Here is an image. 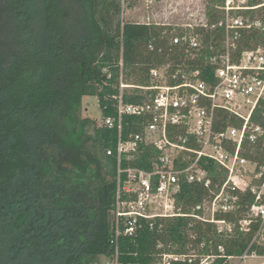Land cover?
I'll return each mask as SVG.
<instances>
[{
	"label": "trees",
	"instance_id": "16d2710c",
	"mask_svg": "<svg viewBox=\"0 0 264 264\" xmlns=\"http://www.w3.org/2000/svg\"><path fill=\"white\" fill-rule=\"evenodd\" d=\"M225 2L206 1L209 27L196 28L203 48L192 58L185 46L172 43L185 29L121 21V0H0V264H91L116 253L122 264H155L164 254L218 255L219 246L225 255L246 251L253 233L226 237L193 216L159 218L153 228L120 235L116 250L118 157L107 151L115 150L119 133L82 116L86 96L97 98L101 120L115 115L121 81L150 85L153 68L168 66V74L201 70L203 79L212 80L217 65L211 59L224 45L223 30L210 26L219 22ZM256 41L264 42L263 36L252 32L242 48ZM123 98L144 100L139 89ZM262 112L253 118L264 125ZM141 129V118L125 117L124 138ZM156 153L146 146L122 166L149 169ZM201 166L214 186L223 178L214 162L203 159ZM209 195L201 183H184L176 207L184 214L201 212L195 207ZM239 199L237 213L217 218L237 222L252 201L249 194ZM213 264L230 263L220 256Z\"/></svg>",
	"mask_w": 264,
	"mask_h": 264
},
{
	"label": "built area",
	"instance_id": "2783aa9c",
	"mask_svg": "<svg viewBox=\"0 0 264 264\" xmlns=\"http://www.w3.org/2000/svg\"><path fill=\"white\" fill-rule=\"evenodd\" d=\"M226 0L221 7L218 26L223 30L224 51L214 56L216 64L212 80H205L201 70H178L161 80V68L151 69L154 82L150 85L120 83L115 115L102 118L101 125L116 128L119 136L117 153L118 178L116 204L112 211L114 234L112 244L118 249L120 235H134L144 226L153 228L157 219L193 216L213 223L217 232L231 237L237 231L253 233L246 251L240 255H225L219 246L218 255L164 254L163 264L171 260H186L192 264H213L217 257L238 262L251 256H264V125L253 117L258 110L264 115V42H252L242 48L246 37L258 32L264 40V0ZM237 12V13H235ZM199 27H209L208 21ZM192 28V29H190ZM172 43L185 46L192 58L203 48L201 35L193 26L175 35ZM242 48V50H241ZM238 59L234 56L239 51ZM182 78L179 83L172 79ZM124 88L141 90V103L126 102ZM126 116L142 119V129L127 138L122 133ZM227 116V117H226ZM146 146L157 153L150 168L122 166V161L133 160ZM261 147V151H257ZM214 162L223 172L216 186L201 161ZM184 183H201L210 192L192 214H184L176 207V195ZM240 194H249L252 201L237 222L218 219L216 213H237ZM211 203L212 216H204L205 203ZM206 243L201 242L200 249ZM262 250L260 253L258 250ZM195 251V250H194ZM113 264H122L114 255Z\"/></svg>",
	"mask_w": 264,
	"mask_h": 264
},
{
	"label": "rangeland",
	"instance_id": "374dc122",
	"mask_svg": "<svg viewBox=\"0 0 264 264\" xmlns=\"http://www.w3.org/2000/svg\"><path fill=\"white\" fill-rule=\"evenodd\" d=\"M206 1L207 0H121L122 12L120 20L124 22L133 21L170 25L173 29H188L191 25L196 29L199 25L207 22ZM235 1L236 3H240L239 0ZM166 67L161 68V80L164 82L169 78V76H165L164 74L165 70H167ZM123 82L126 83V80H123ZM123 91L131 93L134 89L124 88ZM82 116L101 124V111L95 96L84 97ZM205 208L204 216L210 218L212 216L211 203L206 202ZM193 252L196 251L193 250L191 253ZM114 258L115 257L102 255L91 264H113ZM248 261V259H244L241 261V264ZM229 263L237 264L238 259H231ZM155 264H163V258L159 259Z\"/></svg>",
	"mask_w": 264,
	"mask_h": 264
},
{
	"label": "crops",
	"instance_id": "0c3cea01",
	"mask_svg": "<svg viewBox=\"0 0 264 264\" xmlns=\"http://www.w3.org/2000/svg\"><path fill=\"white\" fill-rule=\"evenodd\" d=\"M249 261L243 264H264V256H251L246 258ZM242 262H238L237 264H241Z\"/></svg>",
	"mask_w": 264,
	"mask_h": 264
}]
</instances>
